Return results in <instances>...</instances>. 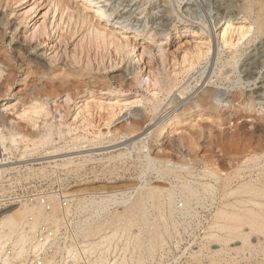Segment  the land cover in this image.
<instances>
[{
	"label": "bare ground",
	"instance_id": "6f19581e",
	"mask_svg": "<svg viewBox=\"0 0 264 264\" xmlns=\"http://www.w3.org/2000/svg\"><path fill=\"white\" fill-rule=\"evenodd\" d=\"M28 1L29 0H0V8L11 10L15 5H26ZM37 1L38 0L33 2L29 9L18 16V19L28 27L25 33H20L19 40L24 46L30 48L33 44H42L44 49H47V52L51 51L52 53L50 59L51 65L57 66L61 62H66L70 67L69 72H65V75L62 73L64 76L60 75L62 78H59L60 81L57 84H46L47 86H44L45 88L42 92H38V96L42 94L45 97L56 95L58 98L61 93H66L65 99H61L62 102L59 103V101H56L54 104H57V108H59V106L61 108L62 105V107H67V109H69V120H73L67 127L68 135L73 136L77 132L78 127L73 125L85 123L88 125L89 129L93 126L92 121L95 119L99 120V122H103V125L108 129L107 134L113 135V139H110V142L117 139L119 135L123 137L134 135L139 131V125H141L140 123H142L145 118L134 117L125 127L124 132H117L115 135L110 130V127H112L116 121L120 120L118 117L121 115L122 111L129 106L132 107L134 105L143 104L146 110H150V112L153 113L156 112L159 108L157 104L159 98L157 96L158 94L153 93L150 97H144V99L141 98V100L137 98V100L135 99V101L127 103L119 101L109 103L101 98L97 99V92H104L102 95L109 98L114 92L112 91V86H107L105 82L106 86L104 85L102 87L100 85L99 87L94 86L96 88H93L92 83H87L89 80L86 81L85 79L98 76L105 80L107 71L120 66L121 62H124L125 56L132 55L137 63V68L136 72H134V74L136 73L134 78L135 82L133 84H127L129 88L139 85L142 78L153 74L152 79L155 82L154 87L157 86L160 93L169 95L173 89L178 86V79L176 78L173 80L165 73L171 61L168 59L169 56L167 51L165 52V50H162L160 57L157 58L158 56L154 53V47L152 45H147L149 44L148 42H140L150 39L154 40L158 33L150 31L149 35H145V32L140 33L137 29L138 32L134 33L132 36H127V32L125 31V29H127L126 25L120 29H118V27H111V16L113 15H108L102 11L103 7L106 6L105 4L102 5L103 1L45 0L44 9L46 10L38 14L37 12L40 7ZM229 1L230 5L226 10L233 8L236 10V17L240 16V14H244L245 20H249L253 15H256L253 24L256 27L257 34H264V0H253L248 6L241 5L235 0ZM163 12L162 16H166L167 12ZM228 17L229 22L225 23H228V26L221 31L220 41L231 51V57L227 65L234 69L238 58L242 56L238 51V47L240 42L244 41L248 34H250V26L243 24L239 27L234 26V28L233 24L230 22L233 15L229 14ZM145 28L148 29L149 26L147 25ZM167 29L169 30H163L162 36H160L162 41L163 39L167 41H161L163 44L165 42L169 43L171 41L170 39L176 41L186 39L187 37L196 38L199 35L198 31L190 32L183 30L187 29L186 27L178 28L175 26L174 28L167 27ZM188 32L191 34H188ZM146 36L150 37L145 39ZM180 44L181 41L178 42V46ZM188 45L185 48L180 45L177 49L178 52H183L182 64L189 63L191 66H194L195 60L199 61L201 58L210 54L211 46H209L207 51H204L198 45H191L189 47ZM12 56L9 55L8 51L1 53L0 50V86H2L5 81L8 82L10 75L16 76L18 73V69L12 64ZM263 60L261 58L253 60L251 63H248L244 71H241V73L248 77L247 80L254 79L252 78L253 69H258L260 67L264 68ZM18 62L20 64H25L27 60L20 57ZM173 62V65L171 64L172 70L174 69V72L177 73L175 67L178 65V62L174 59ZM1 65H5L7 69ZM28 65H30L28 73H32L36 76L44 75L45 70L42 66L38 64L31 65L30 62ZM145 69L146 72L149 70L148 74L144 73ZM72 77H74V79H72ZM124 82V78H122L119 84L121 88ZM84 84H88L86 87L89 89V93H87L89 97L84 101L80 99L77 102V99H79L76 98L77 96H86L85 93H83L85 92L83 91L84 88L82 89L83 92L80 90V88L84 87ZM93 84L95 85L96 82ZM73 85L76 87H73ZM116 94L119 95L120 91L116 92ZM38 96L32 102V106L29 107L27 111L21 113L20 116L22 118L36 121L37 118L50 117L51 112L48 107V102L41 101L38 99ZM213 98L214 95L211 90L208 91L207 96L204 94L198 95L197 100L195 99V105L190 104L185 106L178 114L162 119L156 124L155 130L148 133V135L156 133L154 135L156 136L155 138L160 139L159 134L165 129L164 125L170 121L172 122V127L171 125L169 126L171 132H166L168 133L167 135H170L167 136L168 139H166L168 142L167 145L170 143V146H168L175 149L173 152L180 153L181 156L179 160L184 167L180 165L181 167L168 168L161 173V178L168 176L178 180L181 175L180 171L185 168V164H189L192 161L191 148H188L186 152L183 151V148H186L183 144L185 137H183V135L179 136L181 138L183 137V139L173 137L171 135L173 130L174 132H178L183 126H186L188 120L192 119L191 116H193L192 114L194 113H197L200 117H207V121L217 126L218 123L221 122V124H223L225 121V118H222L224 116L220 113L222 111L219 112L217 105L215 106L213 103ZM176 100L177 98L173 102L177 107L179 104ZM233 100L234 103H236V105H234L236 111H238L241 106L244 107L245 99H243L242 95L236 94ZM243 111L244 114L240 116V119L250 115L249 111ZM2 114L3 113L0 112V117ZM64 114L60 113V120L66 117L67 114ZM237 114L238 113H234V116ZM247 123V121H243L242 125L238 126L237 132L235 131L237 134L231 133V139H228V135L226 136V141L232 142L230 146H226L225 144V147L228 149V156L232 157L229 158V162L230 167L235 169V173L226 178L225 183L222 184V189L224 191L220 199L221 204L213 216L214 222L210 227L214 230L226 232V236H219L213 232H210L207 236L208 239L218 241L223 245H227V243L232 240L239 239L241 247L237 249L238 254H240V252L245 254L246 250L252 247L253 244L251 245L252 242L250 241L251 234H258L263 237V240H261L262 238H258L257 245H259V252L264 253V117L263 119L262 117L254 118L252 123H249L250 125ZM220 126L221 125H219V127ZM200 128L199 131H194L192 134L189 132V134L193 137L200 133L203 135L207 128L205 126H200ZM212 130L213 128L210 127L209 133H211ZM51 135L52 131L50 130L46 133L44 141H29L21 134L12 130L5 131L0 125V152H2L3 160L6 161L10 156H20L18 151L12 149L15 148L14 146H18L24 142L31 152H37L38 149L44 147L45 142L52 139ZM58 135L60 137L63 136L61 130L58 131ZM192 136L191 138H193ZM152 138L154 139V137ZM86 140L88 139L85 136H74L66 143L64 149L72 151L74 149L83 148ZM237 141L239 142L237 143ZM90 144L94 145L92 141H90ZM191 144L190 146H192ZM219 147H221L220 151L224 152V147L221 145ZM60 151L61 148H56L53 152L58 153ZM127 155V153H119L112 156L110 160L112 163H115L117 160ZM154 159L156 158L152 159L147 157L142 168V175L157 170ZM90 161H92V158L88 159L87 156L86 159L80 161H75L74 158L68 157L62 160V164L57 165V167L69 169L75 167L78 172L84 169L85 165ZM167 161L170 162V160ZM218 165L219 163L216 161L202 164L204 170L203 178L216 177L217 180H219V177L216 175L215 171H213L214 168L212 167L213 169H211V166L217 167ZM46 169L47 168L42 167L39 169H32L30 172L29 169L25 172L18 171L15 177L17 181L33 180L40 182L38 181L40 179H29L28 174L39 172L44 175ZM114 169H116V166ZM3 170L4 169L0 171L2 176V173L5 172ZM110 173L112 174L113 170L110 171ZM190 175L193 177V174ZM180 184L182 193L181 201L177 198L174 189L154 186L146 191H142L133 201L122 203L124 209L121 207L123 210H121V212L120 210L117 211L112 216H108L105 213L108 207V201L111 202L108 199L111 198L104 200L103 193L121 192L124 189L123 186H112L109 189L107 186H104L103 189L92 193H86L87 190H77L70 194L60 193V195L43 197L42 203L34 202L35 204L31 206L27 205L23 208L15 209L0 219V242H8L12 244L14 248L24 247V250L27 252L25 246L32 244L35 240V232L45 227L47 232L52 233L51 237H55L53 240H50V237H48L51 241V246L56 245L59 240L58 234L62 232L71 234L72 238V243L63 247V250L58 251L59 254L55 258H51L48 264H63V251L71 248L73 244L74 249L71 254L75 260H81L83 258L82 260L85 259L86 264H107L109 259L106 253L109 254V252H114L118 246H114L115 240L125 237V241L127 242V248L125 247L124 249L125 254L123 257L115 260L114 264H146L149 259L153 260L157 252L166 244V237H171V229L174 228V230H176L178 228L177 225L179 224H177L175 216L179 204L182 203V207L185 210V213H183L184 217H189L191 215L190 209L192 208L193 202L201 204V202L205 200L207 194H212L214 192V186L208 182H189L186 180L180 182ZM75 195L76 197L80 195V198L74 200L76 203L72 220V217L63 214L70 206V202H72L70 198ZM64 198L66 200H63ZM231 198H233V202L230 201ZM64 201H67V203L65 204ZM191 217L192 216H190V218ZM243 225L249 226V233L242 231ZM135 227H138L136 236H134V233L130 234L131 229L133 230ZM69 238L70 236L66 237V241ZM36 244L41 246L40 243ZM127 252H131L130 259L126 255ZM225 254H228V251L222 247L220 250L216 251L215 256ZM81 256L82 258H80Z\"/></svg>",
	"mask_w": 264,
	"mask_h": 264
},
{
	"label": "rangeland",
	"instance_id": "374dc122",
	"mask_svg": "<svg viewBox=\"0 0 264 264\" xmlns=\"http://www.w3.org/2000/svg\"><path fill=\"white\" fill-rule=\"evenodd\" d=\"M35 1L29 0L23 6L19 4L15 5L11 10L0 8V50L1 53L8 51L9 55H14L11 57L12 64L18 69L16 76L10 75L8 82L5 81L0 86V112L3 113L0 117V125L5 131L12 130L21 134L29 141H44L46 133L51 130L52 139L45 142L44 147H41L35 153L28 149L24 144L25 142L14 146L15 148L12 150L18 151L20 156L17 154L18 156L12 157L10 166L13 168L16 166H28L30 167L29 172L32 169L47 168L44 175L39 172L28 174L29 179H40L38 181L44 182L43 191L46 194L58 190L65 191L64 193L66 194L77 190H87L86 193H92L103 189L104 186H107L108 189L112 186H123L124 189L121 192L103 193L104 200L111 198L108 199L111 202L108 201V207L105 212L108 216H112L119 210L121 212L124 209L122 203L133 201L142 191H146L151 187L161 186L162 188H172L175 190L179 201H181L182 193L180 182L186 180L189 182H208L214 186V192L207 194L201 204L193 202L192 208L190 209L191 218L190 216L184 217L183 213H185V210L182 207V203L179 204L175 216L176 222L179 224L177 225L178 228L176 230L174 228L171 229V237H166V244L157 252L155 258L153 260L149 259L146 264H264V253L259 252V245H257L258 238H262L261 240H263V237L258 234L250 235L251 245H253L246 250L245 254L242 252L238 254L237 249L241 247L239 239L232 240L227 245H223L218 241L207 238L210 232L219 236H226V232L210 228L214 222L213 216L221 204L220 199L224 191L222 184L225 183L226 178L235 173V169L230 167L229 162V158L232 157L228 156V149L225 147V144L226 146H230L232 142L226 141V136L228 135V139H231L233 133L237 134L235 131L238 130V126L242 125L243 121H247V124L250 125L254 118L262 117L263 119L264 117V68L253 69L252 78L254 79L247 80L248 77L241 73L251 61L260 58L262 60L264 59V34L258 35L256 27L253 24L256 15H253L249 20L244 19V14L236 17V10L233 8L226 10L230 5L229 0H96L103 1L102 5H106L103 7V12L108 15H113L111 16V27H118L120 29L124 25L127 26V29H125L127 36H132L138 30L140 33L145 32V35H149L150 31L158 33L155 37L156 39L140 42H148L149 44L147 45H152L154 47V53L158 56L157 58L160 57L162 50L167 51L168 59L171 61L165 73L173 80L178 79V86L169 95L160 93L157 86L154 87L153 74L150 75L151 77L148 75L142 78L139 85L129 88L127 84H133L135 82L134 78L136 73L134 74V72H136L137 68V63L132 55L125 56V60L121 62L120 66L107 71L105 80L98 76L92 78L86 77L87 79L85 80H89L87 83H92L93 88L99 87L100 85L103 87L105 82L107 86H112V91L114 92L111 97L103 96L102 94L104 92L101 91H98L99 93L97 92L98 98L96 97L109 103L117 101L127 103L135 101L137 98L141 100V98L150 97L153 93L158 94L159 102L157 101V104L159 108L154 113L146 110L143 104L129 106L127 109H124L118 117L120 120L116 121L110 127L114 135L117 132H124L125 127L134 117L145 118L143 120L144 122L142 121L140 123V129L134 135L126 137L119 135L117 139L110 142V139H113V135L107 134V127L103 125L102 121L99 122L96 119L92 121L94 127L92 126L88 129V125L85 123H77L73 125L78 127L75 135L67 134V127L73 120H69V109L62 107V105L61 108L60 106L57 108V104H54L56 101H59V103L62 102L65 99L66 93H61L58 98L56 95H52V97H45L43 94L38 96V92H42L45 88L44 86L51 83L57 84L60 81L59 78H62L61 76L63 74L65 75V72H69L70 67L66 62H61L57 66L51 65L50 59L52 53L51 51L47 52V49H44L42 44H33L30 48L24 46L19 40L20 33H25L28 27L18 19V16L29 9ZM235 1H238L241 5L248 6L253 0ZM37 3L40 7L37 14L44 12L46 10L44 9L45 0H38ZM163 11L167 12L166 16H162ZM229 14L233 15L230 21L233 27H239L243 24L250 26V34H248L244 41L240 42L238 47V51L242 56L238 58L234 69L227 65L231 57V51L220 41L221 31L228 26V23H225L229 22ZM147 25L149 26L148 29L145 28ZM175 26L178 28L186 27L187 29H183L185 31H198L199 35L196 38L187 37L186 39L176 41L172 39H170L171 41L168 40L171 43H166L167 41L163 39V41H166L163 44L162 38H160L162 31L165 29L169 30L167 27L174 28ZM149 37L146 36L145 39ZM179 41H181L180 45L183 48L188 44V47L198 45L204 51H207L209 46H211L210 54L201 58L199 61L195 60L194 66H191L189 63L182 64L183 52L177 51L180 46H178ZM16 57L18 59L23 57L27 62L20 64ZM173 59L178 62V65L175 67L177 73L174 72V69L172 70V65L176 62H173ZM29 62L31 65L38 64L42 66L45 70L44 75L36 76L28 73L30 69ZM1 66L7 69L5 65ZM148 72H146V69L144 70L145 74H148ZM122 78H124L125 82L121 88L119 84ZM95 82L97 85L93 84ZM86 85L88 84H84V87L80 88L81 91L84 88L83 91L85 92H82L86 96H77L76 98H79L77 102L80 99L84 101L89 97L87 95L89 89ZM209 90L214 95L213 103L215 106L217 105L219 112L222 111L220 113L224 116L222 118H225L224 125L221 122L218 123V126L213 123L211 124V122L206 120L207 117H200L197 113L192 114V119L188 120L187 125L183 126L178 132H174L173 130L171 135L180 139L185 137L183 144L186 148H183V151L186 152L188 148H191V159L194 162L191 161L189 164H185V170H179L181 175L178 180L168 176L161 178V173L168 168H175L177 166L184 167L179 160L180 153L173 152L175 149L169 147L170 143L168 144L169 146L167 145L168 142L166 139L170 135H167L168 133L166 132H171L169 126L172 122L170 121L164 125L165 129L159 134L160 139L155 138L156 136L154 135L156 133H153V135H148V133L153 132L156 124L162 119L178 114L185 106L190 104L195 105L197 96L200 94L207 96ZM118 91H120L119 95L116 94ZM236 94L242 95L243 99H245L244 107L241 106L238 111L234 109L236 103H234L233 98ZM37 96L41 101L48 102V107L51 112L50 117L37 118L36 121L22 118L20 116L21 113L27 111L32 106V102ZM176 98L179 104L177 107L173 102ZM243 110L250 112V115L243 117L244 120L240 119V116L244 114ZM60 113L67 115L64 119L60 120ZM234 113H238L239 116L238 114L234 116ZM219 125L221 126L219 127ZM200 126L207 128L203 135L200 133L194 136V138L189 134V132L192 134L194 131H199L201 129ZM210 127L213 128L211 133H209ZM59 130L63 134L61 137L58 135ZM182 135V138L179 137ZM74 136H85L88 140H86L83 148L72 151L65 150L64 146ZM90 141L94 145H91ZM220 145L224 147V152L220 151ZM56 148H61V151L54 153L53 151ZM119 153H127L128 155L112 163L110 158ZM86 156L88 159L92 158V161L88 162L85 168L78 172L75 167H71L70 169L57 167V165L62 164V160L68 157L74 158L75 161H80L86 159ZM147 157L152 159L156 158L154 160L157 170L142 175V168ZM167 160H170V162ZM214 161L219 163V167L211 166V169L214 168L213 171H215L219 180L216 177L203 178L204 170L202 164ZM115 166L116 169H114ZM112 170L113 173L111 174L110 171ZM189 173L193 174V177ZM53 184L60 186H56L55 189L47 188ZM79 196L76 197L75 195L71 197L70 201L72 202H70L68 209L66 211L62 209L64 211L63 215L72 217V220L75 213L76 202L74 200L80 198ZM230 201L233 202V198ZM59 208L61 210L60 205ZM133 230L131 229L130 234L134 233V236H136L138 227L133 228ZM242 231L249 233V226L243 225ZM121 238L115 240L116 245L114 244V246H118L114 252L106 253L111 264H114L115 260L123 257L125 254L124 249L127 246V242L125 241V237ZM222 247L228 251V254L215 256L216 251ZM126 255L129 259L131 258V252H127ZM82 261L85 262V259ZM109 261L107 264H110Z\"/></svg>",
	"mask_w": 264,
	"mask_h": 264
},
{
	"label": "built area",
	"instance_id": "2783aa9c",
	"mask_svg": "<svg viewBox=\"0 0 264 264\" xmlns=\"http://www.w3.org/2000/svg\"><path fill=\"white\" fill-rule=\"evenodd\" d=\"M8 156V155H7ZM9 157V156H8ZM3 160L2 152H0V171L4 169L3 176L0 173V219L12 212L15 209L23 208L27 205H33L35 203L43 201L44 198L50 195H60L65 191H55L50 194H46L43 191L44 182L30 181H17L15 175L17 172H25L30 169L28 166H16L11 167L10 160ZM21 162V161H20ZM58 184H53L47 188L55 189ZM64 195V194H63ZM44 197V198H43ZM63 200H66L65 198ZM71 200V199H70ZM35 202V203H34ZM66 204L67 201H64ZM52 233L47 232L45 227L40 228L35 232V240L32 244L25 246L27 252L23 248L15 247L8 242H0V264H48L51 258H55L63 250L65 246L72 243L71 234L62 232L58 234V242L55 246H51L50 240L55 237H51ZM70 238L66 241V237ZM50 237V240L48 239ZM36 243H40L38 246ZM74 249V244L68 250L63 251V264H85L81 260H75L71 254Z\"/></svg>",
	"mask_w": 264,
	"mask_h": 264
}]
</instances>
